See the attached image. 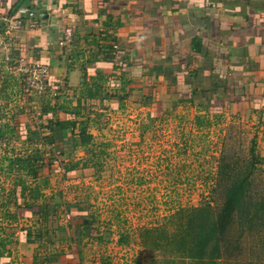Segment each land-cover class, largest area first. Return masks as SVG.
Returning a JSON list of instances; mask_svg holds the SVG:
<instances>
[{
  "label": "crops",
  "instance_id": "obj_1",
  "mask_svg": "<svg viewBox=\"0 0 264 264\" xmlns=\"http://www.w3.org/2000/svg\"><path fill=\"white\" fill-rule=\"evenodd\" d=\"M20 9L32 10L41 26L19 33L13 53L15 56H24L28 61L49 66L50 82L54 87L64 90L62 100H57V103L73 107L80 99L81 105L93 112L96 108L110 107L108 100L89 99L86 96V85L89 88L92 83H96L99 95L121 93V70L115 69L117 63L114 64V59L110 60L105 55L107 45L111 47L116 44L118 50L114 52L119 56L117 42H120L121 48L130 51L127 53L129 61L144 65L132 79L133 82L126 86L125 93L129 92V101L133 100L131 103L148 115L152 121V125L148 126L157 128L176 124L183 129L205 131L208 128L196 127L197 117L210 121L211 127H215L221 123L215 122L216 116L229 120L231 114L239 117L258 115L264 123V0H0L1 15L13 16ZM69 27L72 29V37L66 45L60 46L63 31ZM229 66L237 72L239 78H232L227 72ZM232 80L239 82L238 92L245 96L240 102H232L224 97L225 93H230L226 85ZM17 85L14 72H7L0 63V87L9 93L6 95V104L0 105L5 106L4 111L9 110L12 114L8 116L9 123L0 128L14 129L17 135L0 142V145L7 147L0 161V192L3 196L9 189H18L14 185L18 177H25L24 172L19 171L18 176L10 173L13 168L10 166V153L13 156H25L32 146L39 147L37 140L30 145L24 135L29 129H34L36 119L49 118L39 107L48 101L35 102L37 106L33 110L36 111L30 114L33 118L26 115L18 117L24 108L18 106L20 100ZM175 98H184L185 101L170 104ZM211 98L217 104L207 105L206 99ZM144 100L149 105L142 104ZM112 104L116 108L117 103ZM168 115L177 117L179 121H163ZM147 134L141 132L143 138L140 137L138 142L122 139L119 150H132L134 144H150V139L144 137ZM15 145H19L20 150H16ZM7 150L10 151L7 153ZM214 155V159L219 160L218 154ZM260 159L264 163V158ZM67 160L78 163V167L65 173L61 167L63 169ZM87 160L86 154L77 151L70 158L58 157L52 160L58 162L50 166L53 170L48 171L46 164L39 175L40 179H47V185L40 184L39 179L32 182V179L26 177V183L31 189H37L38 193L32 195L33 198L26 197L25 201L41 204L44 198L49 197L41 189H58L53 187V180L72 179L69 189H81L83 185L92 187L96 173L102 168L97 171L92 164L85 165ZM119 163H122L120 157ZM217 171L218 167L213 177ZM21 202L22 198L19 197L17 204ZM196 204L192 206H198ZM12 206L0 205V209L9 211ZM23 220L28 221L31 227L33 224L38 226V219L32 221L34 217L18 218L17 221ZM0 225L7 226L3 222ZM2 228L4 231L1 237L4 236L3 239L10 242L9 247L17 248L16 252L22 254L21 258L26 256L21 253L24 247H30V253L25 259L33 258L35 254L37 256V245L25 242L23 229L20 230L16 244L12 238L16 237L19 229L9 232L7 228ZM260 233H263V240L260 249L256 248V251L261 252L260 257L263 259L264 228ZM249 240L250 237L246 235L241 238L246 249L252 246ZM55 246H62L63 257H70L71 253L64 243L55 242L52 247ZM85 249L81 248L83 254Z\"/></svg>",
  "mask_w": 264,
  "mask_h": 264
},
{
  "label": "rangeland",
  "instance_id": "obj_2",
  "mask_svg": "<svg viewBox=\"0 0 264 264\" xmlns=\"http://www.w3.org/2000/svg\"><path fill=\"white\" fill-rule=\"evenodd\" d=\"M19 86L18 84L17 87ZM20 92L21 98L18 106L21 108L23 106L24 115L33 118L30 114L36 111L32 108L37 105L32 104V99L26 94L22 95V91ZM8 94L4 87H0V104H6ZM62 97L59 96L58 100L61 101ZM129 100L127 97L122 101L120 110L118 104L113 109L110 107L96 108L97 110H94L96 113L91 111L94 115L89 114L88 133L96 144H104L107 152L102 159L101 171L96 173L97 176L95 174L94 184L96 185L93 184L92 187L83 185L81 189H69L68 185L70 182L73 183L72 179H62L52 181L53 187L58 189L40 190H44L45 195L61 197L62 208L57 212L58 223L61 227H68L69 224L64 206L72 204L73 209L74 207L75 209L76 207L83 208L82 214L85 212V214L94 215L96 219L94 227L100 232L110 233L107 243H90L91 250H88V246L83 254L84 264H100L102 258L109 264H151L152 256L150 255L155 252H150L141 246L138 237L140 230L162 224L166 217L179 208L192 207L195 203L199 206L206 202H210L212 207H217L222 203L223 195L220 194L222 189L218 184L215 191L211 190L213 193L209 189V187L213 188L212 185L216 178L212 177L219 164V160L214 159L215 153L218 154L222 160L221 164L226 168L224 169L226 173L222 172L220 175V183L224 177L227 180L229 175L234 178L246 173L248 169L246 162H248L252 142H254L256 153L264 158V123L258 115L239 117L231 114L229 117L232 118L229 120L221 119L219 125L198 132L191 128H180L176 124L155 128L148 126L152 125L148 115L140 112L137 106L131 103L133 100ZM176 102L177 98L171 100L170 104L173 105ZM4 108L5 106L0 105V126L9 123L8 116L12 115L9 110L4 111ZM176 118L168 115L163 121L167 119L179 121ZM190 127L193 128V126ZM141 132H148L144 137L150 139V144L143 146L134 144L132 150H119L122 139L127 138L132 142H138L142 137ZM14 148L20 150L19 145H15ZM6 149L7 147L0 145V160ZM9 151L7 150V153ZM77 152L86 154L85 151ZM10 155L13 156L11 153ZM119 157L122 163H119ZM44 159H46L45 162L50 163V166L58 163L49 162L48 157ZM230 162L234 163V166L227 169L225 163ZM47 170L52 171L53 168L50 167ZM61 170L63 171L62 167ZM10 173L19 174L15 169H11ZM252 178L256 185L252 191L260 194L264 199V163L257 167ZM12 190L9 189L4 196L0 192V203L8 199ZM35 190L37 192L32 191V195H37L38 190ZM210 193L213 201L210 200ZM16 210L12 206L9 212L16 213ZM37 219L38 217L35 216L32 221ZM17 220H9L10 223H7L8 220L3 219L0 209V223L3 222L9 226L0 225V227L7 228L9 232L19 229L16 237L12 238L16 244L18 235L21 234L20 230L29 227L34 232L37 228L45 227L43 224L37 228L34 224L31 227L28 221ZM19 222L22 223L21 227ZM15 223H17L16 226ZM122 233L129 237L127 245L118 244ZM33 244L37 245L38 254L37 256L35 254L38 257L37 262L43 261L44 257H49L51 259L50 262L47 258L49 264H75L76 260L71 254L70 257H63L62 246L52 247L41 241ZM63 247L66 249V246ZM16 250L15 247L7 246L3 250L4 256L0 258V264H30L32 262V258L25 259L30 253V247L21 249V253L26 255L24 259L20 256L22 254H17ZM67 250L69 251V248ZM7 253L10 255L5 257ZM158 257L161 255L156 253V259H159ZM259 259L264 263V258L259 257Z\"/></svg>",
  "mask_w": 264,
  "mask_h": 264
},
{
  "label": "trees",
  "instance_id": "obj_3",
  "mask_svg": "<svg viewBox=\"0 0 264 264\" xmlns=\"http://www.w3.org/2000/svg\"><path fill=\"white\" fill-rule=\"evenodd\" d=\"M117 44L119 45V56L117 52H114V50H118L116 44H113L116 45V49L112 47L113 45L111 46L113 50L107 45L105 55L110 60L113 58L114 64L117 63L114 65L115 69L121 70V93L119 95L110 93L99 95L96 83H92L89 88L86 85V96L89 99L108 100L111 109L115 108L112 107V103L116 102L117 105L119 103L120 107L122 101L129 96V92L125 93L126 86L133 82L132 79L144 67L143 64L129 61L127 53L130 51L121 48L120 42ZM116 55L119 57L117 60ZM227 72L231 74L233 79L239 78L232 67L229 66ZM231 82L226 85L230 93L224 94L225 99L232 102L244 100L245 96L239 93L237 89L239 82L236 80ZM96 88L97 90H94ZM177 101L183 102L185 99L177 98ZM206 101L207 105L217 104V101L212 98L206 99ZM57 102L52 105L47 102L43 103L40 106L42 107L41 111L46 115L48 114L49 118L36 119L34 129H29L24 135L30 145L35 144L34 141L37 140L40 146H32L25 156H12L10 166L17 172H24L25 177H18L14 182L18 189H13L9 193L8 199L4 203L1 202L0 205L5 207L12 204L17 209L16 213H10L7 209H3V219L8 220V222L18 218L37 216L38 226L40 224L45 225L44 228H37V226L34 232L32 228L23 229L26 243L41 241L49 246L55 242L64 243L69 248L73 259L76 260L75 264H84L81 248H88L89 246L88 250H91L90 243L105 244L109 240V232L102 233L94 227L95 216L90 213L82 214L83 208L76 207L75 209L74 207L73 209L71 207L74 205L65 204L63 206L66 207L69 224L68 227H61L57 216L58 210L62 208L61 197L50 195L44 198L41 204H30L25 201L26 197H32L31 193L35 190L26 183V177L32 179V182L39 179L40 184H48L46 178L40 179L39 177L43 167L48 164L44 158L48 157L49 162L52 163V160H56L58 157L70 158L76 151H85L88 162H84V164H92L98 171L102 168V159L107 153L105 145L96 144L93 137L88 133L89 114H93L90 109L82 106L80 99L73 107L66 103ZM142 104H148L147 100H144ZM19 115H24V111H21L18 117ZM218 121H221V116H216L215 122ZM195 125L197 128H209L212 123L197 117ZM14 135H16L14 129L4 130L0 128V142L5 139L10 140V137ZM4 158L6 159V156ZM221 162L222 160L219 158L215 183L212 185L213 188H209L211 192L218 184L219 188L222 189L220 194L223 195V201L219 206L212 207L210 202H206L196 207L179 208L172 215L166 217L162 224L140 230L138 237L141 246L150 252H155L150 255V257L152 256L151 264H264L259 259L261 252L256 251L263 240V233L260 232L264 228V199L261 198L260 194L252 191L256 186L252 175L257 167L262 164V160L255 151L254 142H252L249 150V158L246 162L248 169L245 174L237 175L234 178L229 175L227 180L224 177L220 183V175L226 169ZM225 165L227 169H231L234 163H225ZM47 167H50V163ZM77 167L78 163L67 160L64 163L63 171L66 173L75 170ZM19 197L22 198V202L18 205L17 199ZM210 200L213 201L212 194ZM3 231V228L0 227V234H3ZM243 235L250 237L249 244L251 243L252 246L249 249H246L245 242L241 241ZM118 240L119 245L129 243V237L123 233L120 234ZM9 243L0 237V250H2L0 251V258L4 256L3 250L9 246ZM156 253L161 255L158 257L159 259H156ZM7 256H9L8 253L5 257ZM37 258L36 256L33 257L31 264H49L47 261L49 257H44L43 261L40 262H37ZM250 258L255 259L251 260ZM49 260L51 262L50 258ZM100 260V264H109L103 258Z\"/></svg>",
  "mask_w": 264,
  "mask_h": 264
},
{
  "label": "built area",
  "instance_id": "obj_4",
  "mask_svg": "<svg viewBox=\"0 0 264 264\" xmlns=\"http://www.w3.org/2000/svg\"><path fill=\"white\" fill-rule=\"evenodd\" d=\"M0 26V63L7 72H14L16 75L20 85L19 99L21 98L20 91H22V95L25 96L26 94L27 97L32 99V104L37 101L55 103L59 96H63L64 90L54 87L50 82L49 66L28 61L24 56H15L13 53V46L19 33L25 29L32 30L41 26L35 13L30 9H20L13 16L0 14ZM71 37L72 29L70 27L65 28L59 45H66ZM113 48L116 49V45H113ZM25 111H28V109H25Z\"/></svg>",
  "mask_w": 264,
  "mask_h": 264
}]
</instances>
